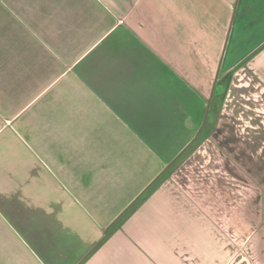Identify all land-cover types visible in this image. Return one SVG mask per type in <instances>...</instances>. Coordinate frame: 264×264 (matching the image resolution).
<instances>
[{"label":"crops","instance_id":"obj_1","mask_svg":"<svg viewBox=\"0 0 264 264\" xmlns=\"http://www.w3.org/2000/svg\"><path fill=\"white\" fill-rule=\"evenodd\" d=\"M174 1L0 0V264H264V0ZM210 37L212 94L159 52Z\"/></svg>","mask_w":264,"mask_h":264},{"label":"rangeland","instance_id":"obj_2","mask_svg":"<svg viewBox=\"0 0 264 264\" xmlns=\"http://www.w3.org/2000/svg\"><path fill=\"white\" fill-rule=\"evenodd\" d=\"M209 1V0H208ZM208 1L207 0H196L197 4H196V8H200V7H204L207 9V7L211 8V14H212V18H218V14L222 13V18H224V16L226 17L225 11L226 13H230L231 10V6L227 5V8L225 9L223 7V5L220 4V2L217 0H212L211 3L209 2V6H208ZM203 8V9H204ZM176 7H175V1L174 0H159V13L164 14L166 19H169L167 22H169L170 24H175L177 23V18L178 15L175 14ZM217 15V16H215ZM166 21V20H165ZM176 35H180V32L177 31ZM183 38V37H182ZM198 44H202L201 42H198ZM166 44L164 43H159V52L160 53H165V57L167 62H169V64H165V66L168 68H175L180 75H212V78L214 79V76L217 73L218 70V66H219V71H218V75H222V71H223V67H224V63H220L219 64V59H220V55L218 57H216V49H215V43H214V38L211 37L208 39V45H206V48L210 51L213 52V58H212V65L211 68L212 70H210L207 66V64H203L200 63L198 60L199 59H208L209 54L205 55L203 57V53L201 49V52L199 50V48H190L191 51H186V49L183 48H169V47H165V48H161L163 46H165ZM185 46V45H184ZM202 46V45H201ZM207 50V51H208ZM177 51L179 53V55L176 57V52ZM173 52V56L175 63H173L171 61V56L170 54H172ZM192 61H189V60ZM196 60V62H195ZM194 61V62H193ZM217 61V62H216ZM223 61V60H222ZM216 63V64H215ZM210 72V73H208ZM212 88V87H211ZM210 88V90H211ZM219 89V83L217 81L216 83V87H215V92L218 91ZM210 93V91H209ZM199 128V127H198ZM198 128L195 130V133L197 132ZM194 129V128H193ZM167 131V132H166ZM171 131V129H167L165 128L163 132H165V134L169 133ZM162 145L159 144V149L161 150V154L163 155V157L165 158L163 162L168 161L167 158H170L173 156V148L172 146H166L163 150L161 149ZM160 157V156H159ZM161 160H158L156 163L159 164V169L161 167V163H163ZM149 168V173L151 172V162H147Z\"/></svg>","mask_w":264,"mask_h":264},{"label":"trees","instance_id":"obj_3","mask_svg":"<svg viewBox=\"0 0 264 264\" xmlns=\"http://www.w3.org/2000/svg\"><path fill=\"white\" fill-rule=\"evenodd\" d=\"M212 113V112H211ZM211 113L209 112L206 124L202 127L196 139L173 161V163L160 175L153 183L124 211V213L110 227L109 231L119 227L158 187L167 179L171 172L198 146L202 139L210 135L211 128Z\"/></svg>","mask_w":264,"mask_h":264},{"label":"water","instance_id":"obj_4","mask_svg":"<svg viewBox=\"0 0 264 264\" xmlns=\"http://www.w3.org/2000/svg\"><path fill=\"white\" fill-rule=\"evenodd\" d=\"M220 62H221V60H220ZM220 62H219V64H220ZM218 71H219V66H218V70H217V73H216V75H215V80H214V83H213V87H212V92H211V94L213 93V90H214V86H215V81H216V79H217V75H218ZM210 100H211V97H209V103H210ZM208 108H209V104H208V106H207V109H206V111H205V114H204V117H203V120H202V124H201V126H200V128L198 129V131H197V134H196V136L199 134V132H200V130L202 129V127H203V125H204V123H205V121H206V116H207V110H208ZM196 138V137H195ZM184 149H185V147H184ZM184 149H182L169 163H168V165L165 167V168H167L170 164H172V162L184 151ZM163 172V171H162ZM161 172V173H162ZM159 176V174L157 175V177ZM157 177H155L138 195H137V197H135V199H133V201L116 217V219H118L123 213H124V211L153 183V181L157 178ZM115 219V220H116ZM114 222V221H113Z\"/></svg>","mask_w":264,"mask_h":264},{"label":"flooded vegetation","instance_id":"obj_5","mask_svg":"<svg viewBox=\"0 0 264 264\" xmlns=\"http://www.w3.org/2000/svg\"><path fill=\"white\" fill-rule=\"evenodd\" d=\"M198 136V135H197Z\"/></svg>","mask_w":264,"mask_h":264}]
</instances>
